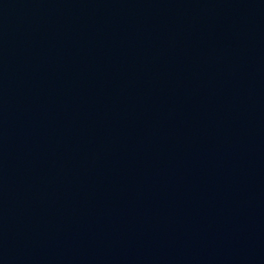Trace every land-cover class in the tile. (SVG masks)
<instances>
[{
  "label": "water",
  "instance_id": "95a60500",
  "mask_svg": "<svg viewBox=\"0 0 264 264\" xmlns=\"http://www.w3.org/2000/svg\"><path fill=\"white\" fill-rule=\"evenodd\" d=\"M0 264H264V0H0Z\"/></svg>",
  "mask_w": 264,
  "mask_h": 264
}]
</instances>
